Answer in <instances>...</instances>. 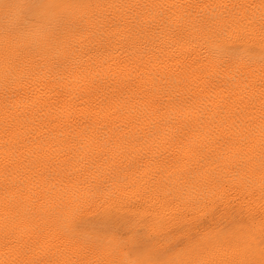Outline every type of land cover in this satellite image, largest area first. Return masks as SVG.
<instances>
[{"label": "bare ground", "instance_id": "6f19581e", "mask_svg": "<svg viewBox=\"0 0 264 264\" xmlns=\"http://www.w3.org/2000/svg\"><path fill=\"white\" fill-rule=\"evenodd\" d=\"M0 264H264V0H0Z\"/></svg>", "mask_w": 264, "mask_h": 264}, {"label": "clouds", "instance_id": "9594fccd", "mask_svg": "<svg viewBox=\"0 0 264 264\" xmlns=\"http://www.w3.org/2000/svg\"><path fill=\"white\" fill-rule=\"evenodd\" d=\"M41 36V30L39 27H37V29H35L33 32L25 34L24 39L38 46L41 40Z\"/></svg>", "mask_w": 264, "mask_h": 264}]
</instances>
